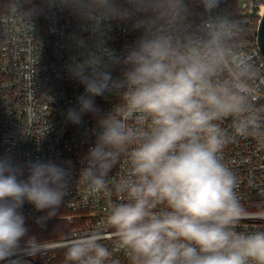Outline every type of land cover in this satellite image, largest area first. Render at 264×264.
<instances>
[{
    "label": "clouds",
    "instance_id": "clouds-1",
    "mask_svg": "<svg viewBox=\"0 0 264 264\" xmlns=\"http://www.w3.org/2000/svg\"><path fill=\"white\" fill-rule=\"evenodd\" d=\"M223 3L30 0L31 15L77 21L65 70L82 91L63 117L87 148L78 161L0 155V264L47 251L22 209L43 213L33 222L44 227L78 176L108 203L97 227L68 240V264H121L119 253L123 264H264V229L239 230L248 213L221 156L234 137L260 133L253 65L234 46L239 26ZM119 25L138 35L118 51L110 33ZM112 95L119 103L103 110L97 99ZM122 160L127 171L112 177Z\"/></svg>",
    "mask_w": 264,
    "mask_h": 264
},
{
    "label": "built area",
    "instance_id": "built-area-1",
    "mask_svg": "<svg viewBox=\"0 0 264 264\" xmlns=\"http://www.w3.org/2000/svg\"><path fill=\"white\" fill-rule=\"evenodd\" d=\"M29 7L30 0H8L0 10V155H11L19 162L37 158L78 161L87 148L80 142L83 129L66 123L63 117L64 110L75 104L82 91L65 70L73 55L70 35L77 21L67 12L31 15ZM222 7L238 24L234 46L250 59L255 73L250 81L251 102L260 133L236 136L221 152L223 162L235 175L238 199L248 213L238 228L253 231L264 229V56L256 42L264 0H224ZM110 35L113 47L119 51L138 33L119 25ZM118 103V95L97 99L105 111ZM84 120L87 127L93 126L91 116L86 115ZM231 124V119L221 123L229 135ZM126 171L122 160L111 176L119 177ZM68 192L59 208L66 213L48 220L44 227L33 222L43 213L29 204L22 209L27 223L38 228H47L51 221H64L70 226L63 238L47 240L44 254L24 257L28 264H50L58 253L64 252L74 234L97 227L106 215L107 200L90 194L79 176ZM110 240V235H106L105 241ZM116 258L123 264L122 253Z\"/></svg>",
    "mask_w": 264,
    "mask_h": 264
},
{
    "label": "rangeland",
    "instance_id": "rangeland-1",
    "mask_svg": "<svg viewBox=\"0 0 264 264\" xmlns=\"http://www.w3.org/2000/svg\"><path fill=\"white\" fill-rule=\"evenodd\" d=\"M64 213H66V211H63V214ZM28 227H30L29 224ZM69 231H70V226L67 223L57 222L54 225L49 226L48 228L35 227L34 232L31 234L37 236L41 240H52V239L63 238L69 233ZM54 233H60L62 235L56 238L55 236H52V234Z\"/></svg>",
    "mask_w": 264,
    "mask_h": 264
},
{
    "label": "trees",
    "instance_id": "trees-1",
    "mask_svg": "<svg viewBox=\"0 0 264 264\" xmlns=\"http://www.w3.org/2000/svg\"><path fill=\"white\" fill-rule=\"evenodd\" d=\"M7 1L8 0H0V10H1V6L3 8L6 6ZM63 211L64 210L59 209L57 215L58 214L59 215L60 214H63ZM57 222H64V221H51L50 224L48 225V227L54 225ZM27 224H29V226H30L29 227L30 228V234L33 233L36 226H34L33 224H30V223H27ZM36 228H38V227H36ZM61 235L62 234H60V233H54V234H52V236H55L56 238L60 237ZM50 264H68V262L65 260V254H64V252L58 253L56 255L55 259Z\"/></svg>",
    "mask_w": 264,
    "mask_h": 264
},
{
    "label": "water",
    "instance_id": "water-1",
    "mask_svg": "<svg viewBox=\"0 0 264 264\" xmlns=\"http://www.w3.org/2000/svg\"><path fill=\"white\" fill-rule=\"evenodd\" d=\"M256 42L264 56V15L260 19Z\"/></svg>",
    "mask_w": 264,
    "mask_h": 264
}]
</instances>
